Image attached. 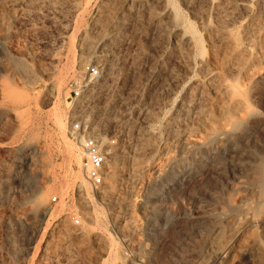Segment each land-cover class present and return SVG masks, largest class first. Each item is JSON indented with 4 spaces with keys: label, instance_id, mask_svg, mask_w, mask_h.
<instances>
[{
    "label": "rangeland",
    "instance_id": "obj_1",
    "mask_svg": "<svg viewBox=\"0 0 264 264\" xmlns=\"http://www.w3.org/2000/svg\"><path fill=\"white\" fill-rule=\"evenodd\" d=\"M120 1L110 11L117 17L128 13ZM180 1L167 2L200 33L196 58L217 67L204 28L228 2V46L253 64L236 83L243 109L230 121L195 128L192 119V132L174 134L197 64L179 71L152 52L149 63L124 61L109 78L113 52L92 49L86 61L82 49L96 8L111 10L104 0H0V264H264V9L255 0ZM139 11L128 30L146 23ZM92 65L99 75L86 88L94 90L77 104L70 84ZM75 115L115 155L97 187L68 135Z\"/></svg>",
    "mask_w": 264,
    "mask_h": 264
},
{
    "label": "bare ground",
    "instance_id": "obj_2",
    "mask_svg": "<svg viewBox=\"0 0 264 264\" xmlns=\"http://www.w3.org/2000/svg\"><path fill=\"white\" fill-rule=\"evenodd\" d=\"M117 1L118 0H104V3L107 6H109V9L111 10L109 11L107 10V12H105V8H103L104 9L103 11L105 12L104 13L103 11H101L102 9L96 8L95 12L92 14L90 18L91 21H90L89 31L87 32L88 38L84 40L83 48L81 47L84 50L83 54L85 55L84 59L86 61L87 59H89L87 58V56H88L89 51H91L92 49H96L97 51L98 50H103V51L109 50L113 52L116 58H113L112 60L114 61L116 59V63H115L114 68H111L110 66L111 64L110 65L108 64L106 68V76L108 77L113 76V73L115 71H119L123 67L124 61H130V64L132 65V67L140 63H143V62L146 64L149 63L151 59L147 61V58H149L148 56H150L152 52H155V53L159 52L167 56L171 62L170 64L169 63L168 64L169 65L172 64V66L176 65V67L178 66L177 68L180 69L179 71L189 73V71L192 70L191 69L192 66L197 64L199 68V73H198L199 78L193 81L191 86L187 89L185 98L179 106L178 113L174 116L175 123L173 124L174 125L176 124L175 126L176 129L173 130L174 134H178L182 130L189 132V133L192 132L191 130L194 129L193 128L194 126H190L189 128L190 120H191V123L193 122L192 119L193 120L195 119L196 120L195 123L198 124L195 128L200 126V124L205 127L211 126V125L214 126V124L221 125L222 123H226L227 121H230L231 118H233L237 113H239L243 109V103L239 98V92H238V87H237L238 85L236 83H238V80L247 79V75L249 73L248 71L251 68L250 64H253V63L251 62L249 64V62L248 63L246 62L245 57H247V55L243 58L242 55L245 53H243L242 50L241 52L243 54L241 55L240 51L239 52L238 50L235 51L233 50L234 48L232 49L230 46H228L229 44L228 37L230 33L227 32V29H229L228 28V26H230L229 24L230 23L232 24V21L234 20V16L232 13V10L234 8L231 10L230 6L227 5L230 3L223 2L222 5H220L221 7L216 9V14H215L216 23L213 24L212 26H206L207 24L204 23L205 20L203 19V17L200 16L196 18L198 19V21H201L206 26V27L204 26L205 27L204 32H206L208 36L207 42H208V48L210 51V55H212V61H213V57H215V59L217 58V62H216L217 67L210 68L209 66H207V63L204 60V57L203 59L202 58L198 59L196 58L197 56L195 55V51L196 52L200 51L202 47V45L201 47H199L201 40L200 38L198 39V36H197L200 33H197L198 31L196 32L195 31L196 29L194 27H191L193 25L192 23H191L192 24L191 26H189L190 23L189 24L187 23L188 26L180 24V21L178 20L179 16H177L178 11H176V9L173 8L174 6L172 7L170 6V4L167 2L169 0L167 1L166 0H124L123 2H121L122 1L121 0L120 5H119L120 8L122 9L124 7H127L128 13L123 12V14L122 15L120 14L121 16H118V17L114 16L115 14L112 10L116 8V7L113 8V6H116ZM181 2L185 7L187 6V0H181L180 3ZM245 3L248 4L247 2ZM256 3H257V6L260 7V9L261 8L264 9V0H255V5ZM159 5H161L160 8L158 7ZM242 5L243 3L241 4V6ZM74 7L76 6H73L72 8L73 9L77 8V7L76 8ZM157 7L159 8V10L156 9ZM243 7H245L244 9L246 10L248 8V7L246 8V5H243ZM140 9L145 10L147 12L146 14H148L147 19H146L147 21L145 20L146 23L144 24V26L140 25L139 27H137L136 26L137 24H136L135 25L136 28L133 25V28L132 29L130 28V30H128L127 25L129 24L131 20H134L132 22L136 21L137 23L138 20L140 19V16H141L140 14L143 13L139 11ZM72 11H71V14H72ZM110 11H112L114 15ZM142 15H144V13ZM74 17L75 16L73 14L72 19ZM76 17L74 18V20L76 19ZM202 23L201 25H203ZM246 27H245L246 28L245 30L243 29L244 31L243 35L246 36L244 40L249 41L250 36L248 37V35H250L252 29L249 26H246ZM230 39H232V37ZM197 48L198 49L200 48V49L197 51L196 50ZM155 56L152 57V60L154 59ZM158 57H161V56H158ZM155 60L156 59H154L153 61ZM157 60H159V58ZM165 62L167 61L165 60ZM150 72L152 73V70ZM92 86L93 85L91 84L87 88V90L88 91H91L92 89L94 90ZM213 105H215V108L218 109V113L215 115H214V111H212ZM60 122H61V129L64 131L65 123H63V120H60ZM173 124L171 122V124H168V126L169 127L171 125L173 126ZM91 126L95 127V124H91ZM74 142L76 143V141ZM101 142L104 144V140L102 141L101 139ZM144 148L145 146H143L142 144L139 148L140 150L139 156H137L136 160L134 159L135 161L133 160L131 163L130 168L132 169V171L130 170V172L132 174L134 173L135 169L137 170V167H135V164L136 162L139 161L138 159L141 158V154ZM107 152H108V160L109 158L111 160H114L115 159L114 153L111 156L110 155L111 153H109L110 152L109 148ZM110 174L111 175H109V179H108L109 184L114 183L117 180V176L114 173H110ZM84 181L85 180H83V178L81 177L80 184L81 185L86 184V182ZM84 186L86 187L87 184L83 185V187ZM100 193H102V195L109 200L111 198V193H113V191L101 190Z\"/></svg>",
    "mask_w": 264,
    "mask_h": 264
},
{
    "label": "built area",
    "instance_id": "obj_3",
    "mask_svg": "<svg viewBox=\"0 0 264 264\" xmlns=\"http://www.w3.org/2000/svg\"><path fill=\"white\" fill-rule=\"evenodd\" d=\"M87 74L88 78L85 81L82 79L70 84L72 97L77 104L85 101L88 92L86 85L89 83V78L98 77L99 72L96 66L92 65L87 68ZM68 130L69 137L79 146L85 178L92 187L100 186L108 172L107 150L111 145L101 142L100 136L96 134L97 132L94 131L86 116L75 115L70 120Z\"/></svg>",
    "mask_w": 264,
    "mask_h": 264
}]
</instances>
